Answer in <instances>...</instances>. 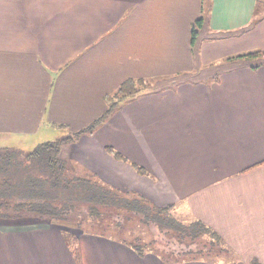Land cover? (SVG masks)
<instances>
[{
  "label": "crops",
  "instance_id": "crops-1",
  "mask_svg": "<svg viewBox=\"0 0 264 264\" xmlns=\"http://www.w3.org/2000/svg\"><path fill=\"white\" fill-rule=\"evenodd\" d=\"M256 51L264 54V0H0V147L30 152L80 132L123 82L143 79L81 134L90 146L68 143V159L157 207L178 206L235 258L166 262L21 217L0 220V264H264V55L240 57Z\"/></svg>",
  "mask_w": 264,
  "mask_h": 264
},
{
  "label": "trees",
  "instance_id": "trees-1",
  "mask_svg": "<svg viewBox=\"0 0 264 264\" xmlns=\"http://www.w3.org/2000/svg\"><path fill=\"white\" fill-rule=\"evenodd\" d=\"M202 20L201 16L192 24V43ZM261 55L264 54L256 51L240 57L252 61ZM145 82L143 79L123 82L112 96L105 115L80 132L40 143L30 152L0 147V220L49 219L66 228L110 238L143 256L149 249L156 250L157 246H153L154 240L147 242L145 235L134 232L132 224L138 221L144 227L149 226L145 229L154 227L158 235L151 231L153 239L158 240L162 235L178 245V251H174L168 244L157 241L159 247L169 250L155 251L166 262L231 263L235 260L231 250L221 236L201 220L181 221L171 213L174 205L157 207L140 194L122 191L89 171H80L62 153L63 144L71 143L73 137L92 132L113 111L117 102L138 93ZM115 154L120 157L117 152ZM70 238L72 236L65 232L68 243ZM250 264L259 262L253 259Z\"/></svg>",
  "mask_w": 264,
  "mask_h": 264
},
{
  "label": "rangeland",
  "instance_id": "rangeland-1",
  "mask_svg": "<svg viewBox=\"0 0 264 264\" xmlns=\"http://www.w3.org/2000/svg\"><path fill=\"white\" fill-rule=\"evenodd\" d=\"M259 11L260 10H256V12H255V18L257 19V18H259L260 16H261V13H259ZM262 11V10H261ZM150 81V85L151 86H153L158 80H149ZM85 133H83L82 135H84ZM80 137L81 138H83V136H81V135H78V136H76V137H74V139H73V142H74V144L75 145H77V147L78 148H81V150H82V147L83 146H85V147H87V146H90L91 144H86V143H84V142H82V141H79V139H80ZM72 141V140H71ZM71 146V145H70ZM69 146V144H63L62 145V147H61V149L63 150L62 151V153L65 151V153H63V155L65 156V157H67L68 158V154L69 153H71V151H73V149L71 148ZM78 148H76L75 147V150H77ZM76 156V160L78 161V162H80L82 165H85V163L87 162V161H84L83 160V158H81L80 156H78V154H76L75 155ZM91 159L93 160V162L95 163V164H97V166L96 167H98V165H99V162L100 163H104V160L102 159V157H101V155H100V153H99V151H96L95 153H92L91 154ZM71 163H73V162H71ZM97 169V168H96ZM99 169H97V171H98ZM126 182H127V184L128 185H131L132 184V182L131 183H129V181L128 180H126ZM126 192V191H125ZM171 213H172V215L174 216V217H176L177 219H179V220H181V221H185V222H188V221H190V219H188V218H186V216L184 215V213L178 208V206L176 207H173L172 208V210H171ZM145 228H149V226L148 227H144L142 224H140L138 221H135L133 224H132V229H134V232L136 233V234H142L143 236L145 235V237H146V241L147 242H151V240H154L155 242H156V244H154L153 246L154 247H156V250H159V251H162V250H167V248H162V247H159V245H157V241L158 242H162L163 244H168L170 247H172L173 248V250L174 251H178V245L173 241V240H169L168 239V237H164V236H162V235H159L158 236V240H155V239H153L154 238V236H153V234L154 235H158L157 233H156V231H155V229H154V227H151L150 229H145ZM151 231H152V235H151ZM141 235V236H142ZM167 251H169V250H167Z\"/></svg>",
  "mask_w": 264,
  "mask_h": 264
}]
</instances>
